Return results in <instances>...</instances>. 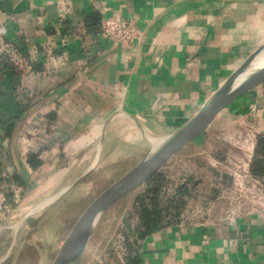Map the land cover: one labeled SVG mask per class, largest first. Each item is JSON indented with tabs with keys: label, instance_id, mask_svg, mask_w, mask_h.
<instances>
[{
	"label": "crops",
	"instance_id": "obj_1",
	"mask_svg": "<svg viewBox=\"0 0 264 264\" xmlns=\"http://www.w3.org/2000/svg\"><path fill=\"white\" fill-rule=\"evenodd\" d=\"M111 15L133 21L139 38H100ZM4 42L21 56L8 51L19 65L0 72V90L18 80L24 110L19 119L0 110V171L39 207L95 170L141 157L197 113L264 44V0H0ZM248 130L264 136V82L226 107L185 158L238 156L218 144ZM224 212L163 225L138 242L131 264H264V211L233 222L220 221Z\"/></svg>",
	"mask_w": 264,
	"mask_h": 264
},
{
	"label": "rangeland",
	"instance_id": "obj_2",
	"mask_svg": "<svg viewBox=\"0 0 264 264\" xmlns=\"http://www.w3.org/2000/svg\"><path fill=\"white\" fill-rule=\"evenodd\" d=\"M224 143L218 144L221 149L230 148ZM198 146L199 141L186 146L156 173L166 181L160 194L162 205L165 207L169 199H175L184 206L189 204L191 208L202 211L210 209L217 214L232 209L237 204L232 198L226 196L215 200L228 184L227 181L218 186L213 171L206 168L208 173L202 171L201 174L192 170L194 164L204 167L207 160H199V156L185 158ZM143 156L93 171L55 202L36 212L33 210L37 208L35 206L39 199L26 200L25 188L17 185L11 177L0 178V187L3 186L6 191L9 209V214L0 218V259L6 254L0 264H53L78 216L102 190L135 166ZM17 188L20 190L15 194ZM145 191L146 187L140 186L104 213L92 232L79 264H130L133 254H130L128 244L135 240L128 238L127 232L137 226L134 202ZM14 195H17V203L14 202ZM15 226H18L16 232ZM135 246L138 247V242H135Z\"/></svg>",
	"mask_w": 264,
	"mask_h": 264
},
{
	"label": "water",
	"instance_id": "obj_3",
	"mask_svg": "<svg viewBox=\"0 0 264 264\" xmlns=\"http://www.w3.org/2000/svg\"><path fill=\"white\" fill-rule=\"evenodd\" d=\"M261 57L264 59V44L226 79L197 113L172 133L154 139L155 143L150 144L135 166L102 190L73 223L53 264H79L96 224L109 208L147 183L174 155L199 139L215 118L234 100L263 83L264 64L246 75ZM27 116L28 114H25L24 118ZM52 198L57 197L50 199Z\"/></svg>",
	"mask_w": 264,
	"mask_h": 264
},
{
	"label": "built area",
	"instance_id": "obj_4",
	"mask_svg": "<svg viewBox=\"0 0 264 264\" xmlns=\"http://www.w3.org/2000/svg\"><path fill=\"white\" fill-rule=\"evenodd\" d=\"M98 36L102 39H109L116 42L119 46H126L139 38L138 29L131 20L123 19L118 15H111L102 19L99 26ZM14 49L19 56L18 45L15 43H0V65L8 62L15 69H18V62L8 52ZM24 59V57H21ZM22 59V60H23ZM25 60V59H24ZM25 64L23 62L24 68ZM232 150L238 153V156L229 157L225 160L211 158L210 162L202 167L203 172L208 173L206 168L213 171L214 180L218 186H222L227 181V185L215 197V200L227 198L236 201V206L232 209H225L222 222H233L240 212L256 213L264 211V180L256 177L251 172V164L254 159L257 135L254 130H248L245 134H234L225 140ZM207 171V172H206ZM198 172V171H197ZM202 174V173H201ZM8 177L0 171V178ZM17 186V185H16ZM20 189L17 188L18 193ZM6 191L3 186L0 187V218L9 214L6 205ZM14 202L17 203V195H14ZM243 206V207H241ZM190 207V208H189ZM212 211L191 208L188 204L180 209L177 213H172L166 218L170 223L174 220H181L187 217L201 216L204 221L209 219ZM15 228V227H14ZM1 229V227H0Z\"/></svg>",
	"mask_w": 264,
	"mask_h": 264
},
{
	"label": "trees",
	"instance_id": "obj_5",
	"mask_svg": "<svg viewBox=\"0 0 264 264\" xmlns=\"http://www.w3.org/2000/svg\"><path fill=\"white\" fill-rule=\"evenodd\" d=\"M0 72L4 70L11 71L10 63H1ZM11 69V70H10ZM14 75H12L13 77ZM16 81V82H15ZM18 86V80L12 79L7 87L0 90V110L6 112L10 117L19 119L23 113V108L14 100L13 94ZM36 156H30L29 164L36 168L39 161ZM251 172L256 177L264 176V136H257V143L255 147L254 159L251 164ZM166 181L163 176L155 174L147 183L144 184L146 191L143 196L135 199L134 214L137 216V226L127 232V237L134 238V242L128 244L130 254L133 258L137 253L135 242L144 240L150 234L159 230L163 225L168 224L166 218L172 214L177 213L184 204L175 199H169L164 207L163 201L160 197ZM186 191V190H183ZM132 260L130 261L131 264Z\"/></svg>",
	"mask_w": 264,
	"mask_h": 264
},
{
	"label": "bare ground",
	"instance_id": "obj_6",
	"mask_svg": "<svg viewBox=\"0 0 264 264\" xmlns=\"http://www.w3.org/2000/svg\"><path fill=\"white\" fill-rule=\"evenodd\" d=\"M264 64V59L261 57L259 58L253 65H252V68L246 73L247 74H250V72L258 69L260 66H262ZM244 75V76H246ZM243 79V77L241 78V80ZM240 80V81H241ZM151 143L154 144L155 143V140L154 139H151ZM55 198H52L50 200H47L43 205H41L40 207H38L36 210H34L33 212H36L40 209H42L45 205L49 204L51 201H53ZM18 228V226H16L14 229L16 230Z\"/></svg>",
	"mask_w": 264,
	"mask_h": 264
}]
</instances>
